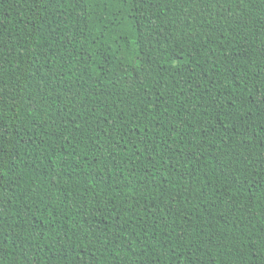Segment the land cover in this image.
I'll list each match as a JSON object with an SVG mask.
<instances>
[{
    "label": "trees",
    "instance_id": "trees-1",
    "mask_svg": "<svg viewBox=\"0 0 264 264\" xmlns=\"http://www.w3.org/2000/svg\"><path fill=\"white\" fill-rule=\"evenodd\" d=\"M0 264H264V0H0Z\"/></svg>",
    "mask_w": 264,
    "mask_h": 264
}]
</instances>
